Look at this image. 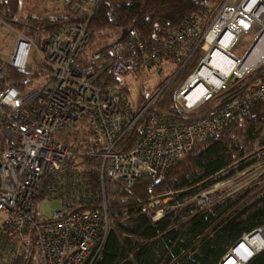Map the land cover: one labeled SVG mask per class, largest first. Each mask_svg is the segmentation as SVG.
Instances as JSON below:
<instances>
[{
  "label": "built area",
  "instance_id": "obj_1",
  "mask_svg": "<svg viewBox=\"0 0 264 264\" xmlns=\"http://www.w3.org/2000/svg\"><path fill=\"white\" fill-rule=\"evenodd\" d=\"M102 1L59 0L66 22L45 35L18 34L7 65L22 69L31 51L38 52L47 68L40 88L21 92L6 85V64L0 60V264H15L28 247L39 264H94L113 226L107 206L117 183L130 189L143 176L163 182L198 140L218 135L233 116L247 115L253 102L264 103V0H215L218 6L204 29L199 16L191 15L151 50L135 29H123L108 44L105 64L102 48L84 56L89 23ZM245 34L253 39L238 57L233 52L242 49ZM20 51L23 61L16 63ZM216 51L226 58L227 72L215 85L202 79L193 86L191 77ZM196 52L198 64L175 97L183 114L197 115L193 119L153 111L160 92L139 110L120 88L96 86L100 68L123 80L167 57L188 60ZM84 131L91 147L76 153L71 142ZM134 131L137 140L126 149ZM79 155L100 159L95 194L80 172ZM249 172L264 173V161L241 175ZM172 198L149 199L152 222L180 206L165 205ZM42 200L59 201L61 210L42 217L37 209ZM92 202L99 207L78 210Z\"/></svg>",
  "mask_w": 264,
  "mask_h": 264
},
{
  "label": "trees",
  "instance_id": "obj_2",
  "mask_svg": "<svg viewBox=\"0 0 264 264\" xmlns=\"http://www.w3.org/2000/svg\"><path fill=\"white\" fill-rule=\"evenodd\" d=\"M21 5L22 0H0V29L11 28L29 39L36 32L44 35L52 32L68 19L65 14L41 18L23 15ZM217 6L215 0H103L89 23L91 34L84 56L89 51L99 50L107 38L126 28L135 29L146 48L151 50L157 40L182 26L191 15L199 16L204 29ZM101 54L102 62L107 63L106 49L102 48ZM196 58L197 52L188 60L167 57L175 69L147 99H140L137 109L140 110L147 100L160 92L153 111L189 120L188 116L192 114H183L178 109L175 95L182 80L195 69ZM6 66L5 84L21 92L29 89L34 79L47 74V68L39 60L21 71L6 70ZM101 69L97 73L96 86H116L127 96L126 84L122 85L109 70L102 72ZM136 140L137 131H134L127 140L126 149H131ZM90 147L86 131L73 137L71 148L76 153ZM261 161H264V103L255 101L247 115L233 116L218 135L198 140L178 164L168 169L163 182L155 183L143 176L130 189L122 183L115 185L107 206L113 226L94 264H220L244 235L264 228V191L245 203L241 202L248 192L205 210L188 202L217 182L230 180ZM78 166L92 194L97 193L100 189V159L79 155ZM170 194L173 195V205L182 206L152 222L144 209L149 198ZM98 207L92 202L78 210ZM27 252L23 251L15 264H39L34 249L28 247ZM246 264H264V249Z\"/></svg>",
  "mask_w": 264,
  "mask_h": 264
},
{
  "label": "rangeland",
  "instance_id": "obj_3",
  "mask_svg": "<svg viewBox=\"0 0 264 264\" xmlns=\"http://www.w3.org/2000/svg\"><path fill=\"white\" fill-rule=\"evenodd\" d=\"M21 13L23 15L32 14L34 17H45V16H53V15H64L63 11L60 8L59 0H22L21 5ZM120 33V32H119ZM119 33H116L114 36L107 38L104 43H102V48H108V44L115 38ZM18 33L11 28L3 27L0 29V60L8 64L11 60L12 52L17 44ZM253 35L245 34L242 35L240 44L243 45L241 50L234 51L233 54L236 56H240L245 48L252 42ZM91 52V51H89ZM39 53L35 50H32L31 53L28 55L25 65L22 69L18 68H11L13 70H24L25 67L29 64L34 65L37 60L40 61ZM36 60V61H35ZM199 61V54L197 53L196 63L198 64ZM34 62V64H33ZM197 66V65H196ZM8 65L6 66V70H8ZM175 69V65L171 64L168 60H163L155 66L153 69H149L141 74H136L131 78H126L121 80L122 85L126 84L128 88V102L132 104L133 107H137L140 105V99L144 98L147 99L148 96L155 90V88L163 82V80ZM194 71V70H193ZM45 75L39 76L38 78L34 79L29 89L40 88L43 86L45 81ZM189 77V76H188ZM182 80L181 85L177 91H180V88L184 85L186 79ZM176 93V95H177ZM175 95V97H176ZM163 112V111H160ZM196 114H192L188 116V119H193L196 117ZM185 117V116H184ZM3 138L0 135V140ZM4 140V139H3ZM262 162V161H261ZM249 169V168H248ZM246 169L244 172H246ZM239 173V177L237 175L226 181H220L216 184H219L218 187H215V184L206 189L201 191L198 195L203 193H207L204 199L197 200V196L192 198L188 203L194 204L200 210H205L214 206L226 199H230L235 197L238 194L248 192L246 198L241 202L245 203L250 199L254 198L255 196L259 195L262 191H264V173H252L249 172L245 175H241ZM154 197V196H152ZM151 198V197H150ZM149 198V199H150ZM167 198L161 197L160 200H164ZM149 202V200H148ZM148 202L146 203L144 209L148 213ZM165 205H173L174 199L166 200ZM171 205V206H172ZM182 206V205H181ZM180 206V207H181ZM37 209L39 210L42 217H47L51 212H56L61 210V204L57 200H42L39 201L37 204ZM263 229L264 228H260ZM258 230V229H257ZM256 231V230H255Z\"/></svg>",
  "mask_w": 264,
  "mask_h": 264
},
{
  "label": "bare ground",
  "instance_id": "obj_4",
  "mask_svg": "<svg viewBox=\"0 0 264 264\" xmlns=\"http://www.w3.org/2000/svg\"><path fill=\"white\" fill-rule=\"evenodd\" d=\"M226 58L222 52H215L211 58L207 57L206 65L199 71L198 74L193 75L190 79L191 83L197 84L200 80L209 81L212 84H217L218 80L227 72V67L223 65ZM22 51L19 52L16 63H22ZM212 71V75H209ZM201 88V87H200ZM203 91V88L200 91ZM239 247L231 254V258L225 264H243L246 259L253 257L255 253L260 251L264 246V232L263 229L253 231L251 234L244 235L239 241Z\"/></svg>",
  "mask_w": 264,
  "mask_h": 264
},
{
  "label": "water",
  "instance_id": "obj_5",
  "mask_svg": "<svg viewBox=\"0 0 264 264\" xmlns=\"http://www.w3.org/2000/svg\"><path fill=\"white\" fill-rule=\"evenodd\" d=\"M252 232H253V231H252ZM252 232H251V233H252ZM251 233H249V234H251ZM249 234H248V235H249ZM238 243H239V242H238ZM238 243H237L235 246H233V247L231 248V250H230V251L224 256V258H223V260H222V262H221L220 264H225L226 261L229 260V258H231V254H232L233 252H235V250L239 247V244H238ZM262 249H264V246H263ZM260 251H261V250H260ZM260 251H258V252H260ZM258 252H257V253H258ZM257 253H255V254H257ZM255 254H254V255H255ZM254 255H253V256H254ZM251 258H252V257H251ZM251 258H250V259H251ZM250 259H246V261H245L243 264H246Z\"/></svg>",
  "mask_w": 264,
  "mask_h": 264
}]
</instances>
